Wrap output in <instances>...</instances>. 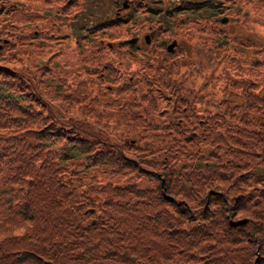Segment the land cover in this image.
<instances>
[{"label":"trees","instance_id":"1","mask_svg":"<svg viewBox=\"0 0 264 264\" xmlns=\"http://www.w3.org/2000/svg\"><path fill=\"white\" fill-rule=\"evenodd\" d=\"M167 1L130 6L218 5ZM248 1L262 41L215 9L173 22L190 52L97 33L147 28L126 11L92 24L85 66L0 62V264H264V0Z\"/></svg>","mask_w":264,"mask_h":264},{"label":"rangeland","instance_id":"2","mask_svg":"<svg viewBox=\"0 0 264 264\" xmlns=\"http://www.w3.org/2000/svg\"><path fill=\"white\" fill-rule=\"evenodd\" d=\"M7 2L3 4L0 0V62H5L10 68L23 70L36 68L48 60L51 63V71L56 77L59 75L60 69L65 70L62 64L76 65L80 57H85L81 60L82 66L89 63L87 46L92 42L93 29L96 28V25L92 24L99 21V18L110 15L109 12H106L107 10H93L92 8L95 7L88 6L84 0H7ZM105 2L108 3L111 0H102V2L97 0L96 6H104ZM210 2L214 6L218 4L217 8L208 7L201 10L203 13L212 14L211 10L215 9L217 16L227 15L226 22L220 21L223 23L221 27L225 32L231 34L232 37H240L246 41L252 39L262 41L261 36L263 35L260 33V29L247 24L256 22L253 17L258 16V10H251L248 0H244L245 4L237 6L236 10H232L233 5L229 1L210 0ZM169 3L167 0H160L162 8ZM218 8L220 9L218 10ZM184 10L194 9L186 7ZM185 13L186 11H181L178 16ZM135 15L146 17V19L152 17L155 21L161 18L159 16L156 19V14L146 15L139 10ZM7 26L11 29L8 30ZM87 28L88 31H86ZM132 28L133 25L127 27L126 24L116 26L111 24L105 27L104 31L100 32L99 28L95 30L98 34L102 33L101 35L108 36V39H113L131 33ZM32 30L37 31L34 33L37 37L30 39ZM49 32H52L49 34L51 38L49 41L37 40ZM178 39L186 45V50L190 52L189 45L192 43H189L187 36L178 37ZM80 45L84 50L78 48ZM140 64L141 62L133 61L130 65L136 68ZM8 126L9 128L13 127V125Z\"/></svg>","mask_w":264,"mask_h":264},{"label":"flooded vegetation","instance_id":"3","mask_svg":"<svg viewBox=\"0 0 264 264\" xmlns=\"http://www.w3.org/2000/svg\"><path fill=\"white\" fill-rule=\"evenodd\" d=\"M118 6H119V5H118ZM114 10H121V9H120V7H116ZM172 10H174V9H172Z\"/></svg>","mask_w":264,"mask_h":264},{"label":"water","instance_id":"4","mask_svg":"<svg viewBox=\"0 0 264 264\" xmlns=\"http://www.w3.org/2000/svg\"><path fill=\"white\" fill-rule=\"evenodd\" d=\"M223 19H226V18H223ZM131 40V39H130ZM172 44V43H171ZM170 45V44H169Z\"/></svg>","mask_w":264,"mask_h":264}]
</instances>
